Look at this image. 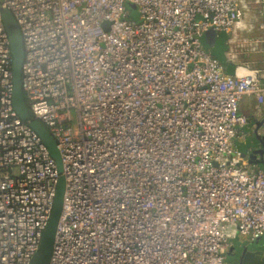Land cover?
Listing matches in <instances>:
<instances>
[{
  "label": "built area",
  "instance_id": "built-area-1",
  "mask_svg": "<svg viewBox=\"0 0 264 264\" xmlns=\"http://www.w3.org/2000/svg\"><path fill=\"white\" fill-rule=\"evenodd\" d=\"M241 4L0 0L21 35L29 113L60 155L49 264H228L236 241L264 237V169L237 146L241 100L264 105V66L250 61L264 63V27L231 49ZM208 31L225 35L224 64ZM11 64L0 17V264H30L59 174L12 108Z\"/></svg>",
  "mask_w": 264,
  "mask_h": 264
},
{
  "label": "water",
  "instance_id": "water-1",
  "mask_svg": "<svg viewBox=\"0 0 264 264\" xmlns=\"http://www.w3.org/2000/svg\"><path fill=\"white\" fill-rule=\"evenodd\" d=\"M0 17L4 31L7 35L8 46L12 57L11 71H12V108L18 117V119L27 125V127L36 135L41 144L47 149L49 156L54 161L56 170L59 174V178L56 184L55 196L53 199L52 210L49 220L45 229L43 230L39 242L38 249L31 258L30 264H49L53 242L56 232V225L60 218L64 194V177L61 176V164L60 155L56 147V142L53 137L48 133L45 127L36 119L32 118L29 109L24 100L21 86V72L23 64V47L22 39L19 32V28L11 15V13L5 9H1ZM224 39L217 37L214 32L208 31L201 38V43L206 49H211L220 55L224 60L223 53L226 50ZM264 124V120L261 121L258 126ZM256 130V129H255ZM257 130L254 131V137L258 144L255 146L256 150L250 152V160H255L257 153L261 150L264 152L263 140L256 135ZM253 147V146H252ZM248 149H251L250 147ZM247 149V150H248ZM260 153V152H259ZM256 163L261 167L259 160ZM257 242V241H256ZM238 258L236 264H264V258H262L258 251L249 250L247 247H242L238 252Z\"/></svg>",
  "mask_w": 264,
  "mask_h": 264
},
{
  "label": "crops",
  "instance_id": "crops-1",
  "mask_svg": "<svg viewBox=\"0 0 264 264\" xmlns=\"http://www.w3.org/2000/svg\"><path fill=\"white\" fill-rule=\"evenodd\" d=\"M245 12L247 13V11H245V8H244V13ZM250 16H251L249 18L250 19V25H248V27H247V30H246L247 32L245 35L241 36V38L238 39L237 45H239L240 41L247 39L248 34L251 33L253 30H256V28H258L259 25H261V23H260L261 21L259 18V12H256V14L251 12ZM252 35L258 36L259 32L253 33ZM255 56H260L259 59H261L260 60V62L262 63L261 65L264 66L263 56L262 55H255ZM231 69L232 68L228 66L227 72H231ZM256 105L257 104H256V101H255L253 96H250V95L245 96L241 100L239 111L243 115H245L249 119V121H248L247 126L245 127L244 136L237 142V146L238 145H240V146L245 145V148H247V149L251 146H256L258 144L256 138L254 137L255 136L254 131H256V130H257L256 135L259 136L263 140V143H264V124L261 125L260 127L258 126V124H260L261 121L264 120V105H261L259 108H257L258 106H256ZM261 150L259 151L260 153L259 152L257 153V158H258L261 166L264 169V152ZM263 240H264V237L257 242H252L251 245L253 246V250L258 251L257 248L260 247V244ZM242 247L243 246L240 245L239 241H236L234 243L233 248L226 254V256L229 253L232 254V260L228 261L229 264H232L233 262L235 263L237 261V258L239 255L238 252H240ZM226 260H227V258H226Z\"/></svg>",
  "mask_w": 264,
  "mask_h": 264
},
{
  "label": "rangeland",
  "instance_id": "rangeland-1",
  "mask_svg": "<svg viewBox=\"0 0 264 264\" xmlns=\"http://www.w3.org/2000/svg\"><path fill=\"white\" fill-rule=\"evenodd\" d=\"M245 0H243V4L245 6H243L245 8V11H247V13L245 12V17L246 18H250V14L251 12L256 14V12H259V18H260V21L262 20V23H263V27H264V4L261 3V2H257L256 0H247V3L244 2ZM246 3V4H245ZM127 9L128 10H134L135 9V6L133 4H128L127 5ZM132 16L130 17L132 20H135L137 21L138 20V16L136 14H131ZM249 35V34H248ZM225 36V35H224ZM263 36H264V33H263ZM225 40V39H224ZM225 43V41H224ZM226 47V45H225ZM227 48V47H226ZM227 50V49H226ZM260 56H254V57H251L250 58V61L254 62L255 63V66L256 67H261L262 63L260 62L261 59H259ZM228 66V65H226ZM251 145V144H250ZM238 149L241 153H245L247 151V148H245V145L244 146H240L238 145ZM252 242H249V241H246V240H242L240 241V245L243 246V247H247L249 250H253V246L251 245ZM243 244V245H242ZM260 247L257 248V250L259 249ZM227 262L228 261H231L232 260V254L229 253L227 256Z\"/></svg>",
  "mask_w": 264,
  "mask_h": 264
},
{
  "label": "bare ground",
  "instance_id": "bare-ground-1",
  "mask_svg": "<svg viewBox=\"0 0 264 264\" xmlns=\"http://www.w3.org/2000/svg\"><path fill=\"white\" fill-rule=\"evenodd\" d=\"M240 2L242 3L241 6L244 10L243 6L245 5L243 4V0H240ZM248 25H250V19L246 18L245 13H244V17L242 18L241 22H239L233 29V33L231 34L230 40L228 42L231 49L237 46L238 39L241 38V36L246 34Z\"/></svg>",
  "mask_w": 264,
  "mask_h": 264
},
{
  "label": "trees",
  "instance_id": "trees-1",
  "mask_svg": "<svg viewBox=\"0 0 264 264\" xmlns=\"http://www.w3.org/2000/svg\"><path fill=\"white\" fill-rule=\"evenodd\" d=\"M219 37L222 38V39H225V36H224L223 34L219 35ZM207 50L210 51V53H211V55H212L213 57H215V58L218 59L222 64H224V60L221 59V57H220L219 54H217L216 52H214V51L211 50V49H207Z\"/></svg>",
  "mask_w": 264,
  "mask_h": 264
},
{
  "label": "flooded vegetation",
  "instance_id": "flooded-vegetation-1",
  "mask_svg": "<svg viewBox=\"0 0 264 264\" xmlns=\"http://www.w3.org/2000/svg\"><path fill=\"white\" fill-rule=\"evenodd\" d=\"M253 147H255V146H253ZM253 147L251 146L250 148H253ZM228 264H229V263H228ZM232 264H236V262H235V263L233 262Z\"/></svg>",
  "mask_w": 264,
  "mask_h": 264
}]
</instances>
